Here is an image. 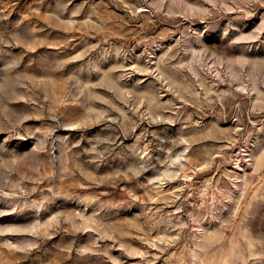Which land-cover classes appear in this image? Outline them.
<instances>
[{
    "label": "rangeland",
    "instance_id": "1",
    "mask_svg": "<svg viewBox=\"0 0 264 264\" xmlns=\"http://www.w3.org/2000/svg\"><path fill=\"white\" fill-rule=\"evenodd\" d=\"M0 264H264V0H0Z\"/></svg>",
    "mask_w": 264,
    "mask_h": 264
}]
</instances>
